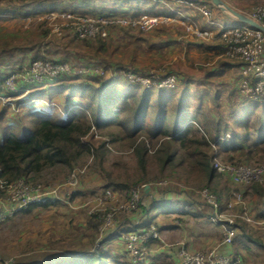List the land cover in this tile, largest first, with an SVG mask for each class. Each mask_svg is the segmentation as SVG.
<instances>
[{
	"label": "rangeland",
	"instance_id": "1",
	"mask_svg": "<svg viewBox=\"0 0 264 264\" xmlns=\"http://www.w3.org/2000/svg\"><path fill=\"white\" fill-rule=\"evenodd\" d=\"M12 1L15 6L20 3L18 0ZM226 1L228 5H233L236 11L250 18L253 17L255 9L264 7V0ZM10 2V0H2L0 7H5ZM45 3L42 5L43 8L52 9L48 15L37 13L24 17L22 13L28 11V8L15 9L19 11L17 15H12L10 12L0 15L2 19L0 37L6 34H17L14 38L3 40L8 44L6 49H11L7 51L8 56L12 54L15 61L21 60L24 64L23 66L8 65L6 68L11 72L22 71L33 60V57L38 55L45 59L43 63L48 64H42L41 72L48 75L50 73L48 67H52L51 61L55 60L66 65L69 74L53 81L48 80L39 86H26L27 89L23 92L6 95L3 100H0V111L3 112L7 124L23 125L21 120L30 116L29 111H39L42 115L44 114L43 116L50 118L66 117L68 113L64 108L67 106L73 109L78 103L82 106L86 104L85 98L79 91L72 98H68L70 88L79 85L82 88L97 87L101 79L106 80L113 75L111 69L108 68L111 63H118L122 65L121 67L135 71L134 75L124 70L118 72L127 77L134 91L146 88L148 85L142 83L141 80L148 79L150 89L157 92L159 88L152 85V83L156 84L154 81L156 82L157 76L173 77L176 84L174 83L175 87L170 92L178 95L185 91L188 94L189 103L195 107L200 106L199 113L202 115L198 123L199 134H206L209 140L214 138L216 132L214 130L209 132L210 122L203 116H209L221 126L228 122L230 131H236L237 127L240 129V125L247 122V112L244 111H251L255 105L245 104L248 99L241 92L244 80L251 82L253 79L252 72L246 70L249 58L244 59L234 53L231 50L230 40L220 36L218 27L209 28L206 17L200 12V7L203 6L201 1L195 0L192 5L181 4L177 0H162L161 2L152 0H47ZM15 10L11 9V11ZM83 11L85 15H78ZM143 16H146L148 20L158 19V21L151 23L153 27L149 30H143L133 23ZM225 17L231 16L215 9L211 10L209 18L221 22L222 19L225 21ZM77 22L92 25L88 30L89 33L82 39L78 38L74 31V25ZM227 23L243 25L233 17ZM46 28H49V34L39 39L42 30ZM99 37L105 42V51H99L96 48ZM242 39L244 44L248 43L250 51L254 50V46L259 47L260 53L257 61L264 64V36L258 39L254 32L247 29ZM1 43L2 39H0V45ZM6 72L3 71L1 79H6L11 73L6 74ZM132 76H137V78L134 79ZM114 87L122 91L123 79L117 80ZM32 93L34 99L29 98ZM236 107L239 109L242 107L243 113L238 114L240 116H235L232 112ZM237 122L240 124L237 125ZM107 131L120 136L118 129L91 127L89 133L82 139L84 142L94 143L95 146L99 145L100 141H108V151L101 164L90 155L74 165L65 176L60 171L57 174V170H51L48 171L49 173L46 172V177H42L41 181L32 183L53 189L60 194L68 179L73 174H78L75 188L77 192L72 195V199L70 196L64 197L62 201L58 200L60 202L53 203L51 206L33 207L28 211L13 215L3 214L0 219V264H52L64 255L71 256L74 252L93 249L94 242H96L95 246L99 247L101 241H104L111 232L110 230L105 232V229L100 227L99 215L103 211L127 204L130 191L142 184L149 185V191L151 187L156 188L159 182H164L162 185H165L166 181L171 182L168 187L171 189L170 193H157L160 190L151 191L150 206L155 205L158 200H167L168 197L179 200L180 205H187L191 200H196L198 204L195 205V209L203 216L186 219L180 217L183 221L177 225L179 228L174 230L175 234L167 231L162 235L163 233L160 232L159 238H156L158 241L150 246L153 263L180 264L178 250L181 247L190 253H209L216 250L227 254L229 247L222 245L224 230L220 232L218 228L224 220L234 221L238 226L242 224L243 219L246 220L247 228L254 232L253 235L256 233L264 241V220L255 218L256 209L260 210L264 205V196L257 199L255 192L243 195L252 185L258 184L264 187V176L256 182L245 185L237 184L215 171V179L211 186L214 190L204 189L216 197L217 194L221 196L224 210L220 213V220L213 217L212 210L200 197L204 189L195 187L196 179L199 177L180 170L174 176L161 178L160 167L153 153L147 156L146 174L149 177L159 176V181L155 183V180L149 178V181L130 187L128 194H125L112 188H105L104 179L107 174L109 173L115 179L128 180L139 176L141 170L138 168L136 157L128 141L119 139L111 143ZM206 131L209 133L207 134ZM227 137H229L228 133H225L224 138ZM203 150L214 155L212 168L214 159L221 163H229L228 160L220 157L215 145L203 146ZM262 154L264 155L263 152L255 154V158L244 165L250 169L263 167L264 159H260L263 157ZM235 160H240V157L236 156ZM185 167L187 165L184 164L182 168ZM66 187L67 194H70L72 190ZM103 189L113 192L112 199L106 203L99 201ZM178 190H182L184 194H177ZM153 197L156 200L152 201ZM236 197L239 199L237 200ZM3 198L4 195L1 199ZM147 202L144 197L142 203ZM167 208V206L160 205L156 207V212L166 211ZM120 213L124 218L132 215L131 212L119 209L115 217ZM123 217L119 218L123 219ZM173 217L174 215H169L166 218V225L174 220V223H177V219ZM91 218L92 222L98 225L97 230L93 231L87 227L86 223ZM161 219L165 220L162 217ZM125 229L127 228H123V232L120 229L116 233L112 232L111 239L105 243L102 242V249L119 256L122 262L131 264L128 261L129 256L124 254V237L128 232ZM185 238L189 239V246L184 242ZM239 242L240 239H237L230 247L231 252L237 251L240 258L239 264H264L262 250L251 243ZM245 245L248 249L244 248Z\"/></svg>",
	"mask_w": 264,
	"mask_h": 264
},
{
	"label": "trees",
	"instance_id": "2",
	"mask_svg": "<svg viewBox=\"0 0 264 264\" xmlns=\"http://www.w3.org/2000/svg\"><path fill=\"white\" fill-rule=\"evenodd\" d=\"M10 1L9 5L0 7V15L8 12L12 15H17L19 13V11H16L17 9L28 8V11L22 13L24 17H28L37 13L48 15L52 10L42 7L47 0H18L20 3L16 6L13 5L12 0ZM204 1L201 2L206 3ZM224 1L227 2L226 0ZM229 5L234 8L233 5ZM11 9L16 10L11 11ZM78 15L83 16L85 13L83 11L78 13ZM44 24L46 23L44 22ZM48 34L49 28H46L42 30V34L38 38H45ZM16 35L6 34L0 37L2 39L0 45V67L4 66L0 68V78L4 74L3 71H7L6 74L11 72V70L6 68L8 65H24L21 60L15 61L12 54L8 56L7 51L11 49L7 50L8 44L3 41L4 39L14 38ZM96 45L99 51L106 50L105 42L102 38L99 37L97 39ZM36 60L44 61L45 59L35 55L27 67ZM51 63L60 62L52 60ZM121 66L118 63L109 64L108 68L111 69L113 75L109 79H101L97 87L87 86L82 88L79 85L70 88V94L67 97L72 98L79 91L85 98L86 104L82 106L78 103L73 109L67 106L64 110L68 115L62 119L45 117L39 111H29L30 116L28 118H21L23 125L15 126L7 124L3 117V112L0 111V184L1 182H15L19 179H24L29 183H36L41 181L46 172L51 170H57V174L60 171L65 176L72 170L74 165H77L90 155L94 156V159L101 164L108 151V141H100L97 146L92 142H84L82 139L89 133L91 127L96 129L110 127L115 130L118 129L120 136L107 131L108 138H110L109 142L114 143L119 139H125L128 141L130 148H132L138 168L141 170L139 176L133 179L120 180L111 177L108 173L104 179L105 188H112L125 194H128L130 187L149 181V178H151L150 180H155L154 182L156 183L161 176V178L174 176L180 170L199 177L196 179L197 183L195 182L196 188L214 190V187H211L215 179V170L211 165L214 155L203 150V146L209 144L215 145L220 157L225 158L234 165L247 164V162L255 158V154L264 153V102L260 105L255 104L251 111H244L247 112V122L240 125V129L237 127L236 131L229 130L228 122L221 126L220 123L209 118V116H203L210 122L211 128L209 132L210 130L216 132L214 138L209 140L206 134H199L198 123H200L202 115L199 113L200 106L195 107L190 104L188 94L185 91L176 95L174 92H170L171 90L159 88L157 92H154L150 89L151 86L134 91L127 77L118 72L124 70V72L134 75L135 71ZM167 76L169 75L164 77ZM164 77L157 76L156 81ZM122 79L124 87L122 91H118L115 89L114 84L117 80ZM31 95L29 98L34 99V94L32 93ZM240 108L242 109V107ZM241 109L236 107L232 112L237 116L239 113H243ZM238 124L240 123L237 122ZM209 132L206 131L207 134ZM221 133L223 135H220ZM225 133H228L229 137L224 138ZM150 153H153L156 157L157 164L160 167V177L155 175L149 177L146 174L147 156ZM236 156H239L240 160L236 161ZM260 159H264V155ZM184 164L187 167L183 169L182 166ZM170 185L171 182L166 181L165 185L159 184L156 188L151 187L150 191L157 192L156 190H160L157 193H170L169 190L171 189L168 188ZM178 191L177 194H184L182 190ZM253 192L257 194V199H260L264 196V187L258 184L252 185L249 191H245L243 195H249ZM3 195L4 191L0 187V198ZM145 195L143 191L142 196L144 197ZM148 195H152V193ZM71 198H73L72 195ZM154 200H156L155 197L152 198V201ZM161 201L166 202V200H158L157 202ZM217 201L218 212L221 213L224 210V203H222L221 196L218 194ZM52 202L47 199L35 205H40L43 208ZM164 203L159 204V206ZM196 204H198L196 200H191L187 207L192 212V210H196ZM156 207L155 205L150 206L149 202H141L137 213L143 217L148 216ZM208 208L210 209L209 206ZM256 211L255 218L263 221L264 205L260 210L257 208ZM183 212L188 211L184 210ZM116 217L117 227L127 228L125 229L126 231H138L137 226H128L131 222L129 219L124 218L122 213ZM119 217H123V219ZM92 218L87 221L86 225L94 231L97 230L98 225L92 222ZM151 222L147 223L145 229L154 225L158 230V226ZM247 225V221L244 219L240 226L236 225L233 243L240 239L239 243H251L264 252V241L256 233V236L253 235L254 232L248 229ZM110 231L104 241H101L99 247H96V242H94L92 244L93 249L74 252L71 256L64 255L59 261H55L52 264H126L121 261L119 256L102 249V242L105 243L108 239L110 240L112 237L110 236L112 235L111 233H116L117 229ZM230 247L231 245L228 248L227 255L234 261V258L239 255H237V251L231 252ZM244 248L248 249L247 245ZM124 254H127L125 248Z\"/></svg>",
	"mask_w": 264,
	"mask_h": 264
},
{
	"label": "built area",
	"instance_id": "3",
	"mask_svg": "<svg viewBox=\"0 0 264 264\" xmlns=\"http://www.w3.org/2000/svg\"><path fill=\"white\" fill-rule=\"evenodd\" d=\"M146 1V0H138ZM156 2H161L162 0H152ZM181 4L192 5L195 0H177ZM202 3V2H201ZM200 7V12L203 16L206 17L209 28H219V34L224 39H229L231 43V50L234 53L239 54L244 59L249 58V63L246 70L252 72L253 79L251 82L244 80L241 85V92L246 100L245 104H259L264 99V64L258 62V55L260 53L259 47L254 46V50L250 51L248 48V43L244 44L242 36L247 33V29L254 32L256 38H261L264 36L260 31L250 28L247 25H232L229 23L218 22L213 20L211 17V8L207 3H202ZM250 18V17H249ZM257 22L258 24L264 27V7L255 9L253 17L250 18ZM154 20V21H153ZM80 20H78L79 22ZM155 19H147L146 16L142 18H137L134 21V24H137L143 30H149L153 27L154 22H157ZM74 25V31L78 38H84L88 33L89 29L92 26L91 24L78 23ZM153 23V24H151ZM249 33V32H248ZM44 62V61H43ZM42 60H36L32 62L28 67H25L22 71H12L7 78H0V100H3L6 95L15 94L25 91L26 86L31 85H41L46 83L48 80L59 79L62 76L69 74L66 65L63 63H51L52 67H48L50 73L46 75L41 72ZM48 65V64H45ZM130 76V75H129ZM20 77V78H19ZM134 77V76H132ZM137 76L134 77L136 79ZM22 79V80H21ZM145 79V78H144ZM147 79V78H146ZM148 80V79H147ZM141 80L142 83L150 87V81ZM18 82V83H17ZM153 84L157 88H163L166 90H172L175 87V79L171 76L164 77L158 81H154ZM25 86V88H23ZM213 161V168L217 174L225 175L230 178L233 182L237 184L248 185L252 182H256L263 178L264 176V166L258 169H250L246 165H234L229 163H221L217 159ZM78 174H73L67 181L66 186L70 188L71 193L68 194V197L75 194ZM164 183V182H163ZM162 182L159 184H163ZM65 186V187H66ZM1 189L4 191V198H0V219L3 214L13 215L18 212L27 210L30 206L41 203L43 200L54 201L56 196L55 190H50L40 186V184H32L24 179H19L15 182H1ZM149 185L142 184L135 189L130 191V196L127 204L120 207H111L109 210L103 211L99 215V221L101 223V228L105 229V232L109 230H121V226L117 227L116 212L119 209H123L128 213L135 212L139 205L142 202L143 191L148 190ZM113 192L105 189L101 194L100 202H108L109 199H112ZM200 197L203 201L210 207L213 213V217L220 220V213L218 212V201L217 197L209 192L207 189H204L200 193ZM237 200L239 199L236 197ZM236 200V201H237ZM238 202V201H237ZM8 204V207H7ZM221 227L224 230L222 245L229 247L233 243V237L236 233V224L234 221H222ZM159 238V233L157 228L154 225L149 226L146 229L140 231H128L125 234V250L128 257V261L131 264H149L148 256L150 255V248L147 245L149 241ZM180 256V264H239L240 258L237 256L234 258V261L228 256L225 252L211 251L209 253H190L184 248L178 250ZM6 264V263H5Z\"/></svg>",
	"mask_w": 264,
	"mask_h": 264
},
{
	"label": "crops",
	"instance_id": "4",
	"mask_svg": "<svg viewBox=\"0 0 264 264\" xmlns=\"http://www.w3.org/2000/svg\"><path fill=\"white\" fill-rule=\"evenodd\" d=\"M199 1H204V0H199ZM204 2H206L210 7H211V10H215V9H217V10H219L218 8H216V7H214L213 5L211 6V4L210 3H208L207 1H204ZM219 11H221V10H219ZM222 13H225V12H223V11H221ZM226 18V17H225ZM229 20H231V17H228V18H226L225 19V21H223V19H222V21L221 22H224V23H227V22H229ZM217 21H219V20H217ZM264 102V99L262 100V102L261 103H259L258 105H260V104H262ZM253 106V105H252ZM247 108V107H246ZM59 192H60V190H58ZM64 192H66V194L64 193ZM67 192H68V189H67V187H65L64 189H62V191H61V193L60 194H58L57 192L55 193V196H56V198H55V200H54V202H52L51 204H49L48 206H51L53 203H58V202H60V201H62L63 200V198L65 197V198H67L68 197V194H67ZM145 192V198L147 199V201L149 202L150 200V196H152V195H148L149 193H151V191L149 190H145L144 191ZM71 197V196H70ZM143 196H142V199L144 198ZM178 197H180V196H178ZM72 199V198H71ZM58 200H60V201H58ZM179 200L177 201L176 199H172V198H169L168 197V199L166 200V202L164 203V202H156L155 203V206H159V204H162V203H164L163 205L166 207H168L167 209H166V211H163V212H156V209L154 210V211H152V212H150L149 214H148V216H141V214H139V213H137V211H135V212H133L132 213V215L131 216H128L127 217V219H129V221L131 222V224H129L128 226H130V225H135V226H137V229H145V227H146V225H147V223L149 222V221H152L151 223H153V224H155V225H157L158 226V233H160L161 232V234L162 235H164V233H166L167 231H171V232H173V234H175V231L174 230H176V229H178L179 227L177 226L178 224L180 225V223H181V221H183V220H181L180 219V217L181 218H184V219H186V218H193V217H200V216H203V215H201L200 213H197V211L196 210H192V212H191V210L187 207V205H180L179 203ZM182 202V201H181ZM174 203H175V205H174ZM171 205H173L174 207H172ZM162 206V205H161ZM33 207H40V205H32L29 209H27V210H24V211H28V210H30L31 208H33ZM188 211V212H183V211ZM184 213V214H183ZM169 215H171V216H173L174 215V219L176 218L177 220V223H174V221H172L171 223H168L167 225H166V218H168V216ZM176 216V217H175ZM161 217L163 218V219H165L164 221L161 219ZM172 218V219H173ZM161 219V220H160ZM146 222V223H145ZM133 223V224H132ZM162 223H164V224H162ZM162 224V225H161ZM172 224V225H171ZM176 225V226H175ZM140 226V227H139ZM124 228V227H123ZM167 228H169V229H167ZM218 228H220L219 230H220V232H222L223 231V229H221L222 227L220 226V227H218ZM162 235H160V236H162ZM186 239V238H185ZM156 241H158V239H153L150 243H149V248H150V246L153 244V243H156ZM188 246L190 245L189 243H190V241H189V239H186L185 241H184ZM150 254H152V253H150ZM148 261H149V264L150 263H152V264H155V262L153 263V261H152V259H151V256L149 255L148 256ZM162 262V261H161ZM160 264V263H159ZM178 264V263H177Z\"/></svg>",
	"mask_w": 264,
	"mask_h": 264
},
{
	"label": "water",
	"instance_id": "5",
	"mask_svg": "<svg viewBox=\"0 0 264 264\" xmlns=\"http://www.w3.org/2000/svg\"><path fill=\"white\" fill-rule=\"evenodd\" d=\"M209 1L214 7L218 8L219 10L229 14L231 17L249 26L252 29L260 31L264 35V27L254 20L250 19L249 17L245 16L242 13H239L235 9H233L230 5H228L224 0H207Z\"/></svg>",
	"mask_w": 264,
	"mask_h": 264
},
{
	"label": "clouds",
	"instance_id": "6",
	"mask_svg": "<svg viewBox=\"0 0 264 264\" xmlns=\"http://www.w3.org/2000/svg\"><path fill=\"white\" fill-rule=\"evenodd\" d=\"M244 107V106H243Z\"/></svg>",
	"mask_w": 264,
	"mask_h": 264
}]
</instances>
